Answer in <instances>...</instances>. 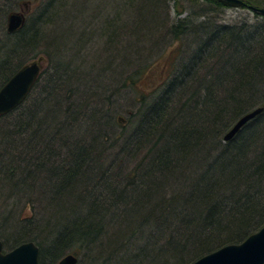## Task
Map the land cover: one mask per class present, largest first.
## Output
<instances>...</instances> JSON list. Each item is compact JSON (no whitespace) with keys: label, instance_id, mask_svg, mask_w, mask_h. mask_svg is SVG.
Instances as JSON below:
<instances>
[{"label":"trees","instance_id":"1","mask_svg":"<svg viewBox=\"0 0 264 264\" xmlns=\"http://www.w3.org/2000/svg\"><path fill=\"white\" fill-rule=\"evenodd\" d=\"M24 1L0 0V88L30 52L46 66L0 115L4 247L35 242L40 264L85 252L89 264H189L263 226V16L222 22L217 0H35L9 33L8 15ZM94 20L105 44L85 33ZM85 42L109 64L93 66ZM163 56V80L142 89ZM107 76L136 91L119 124L105 111L119 91L105 88Z\"/></svg>","mask_w":264,"mask_h":264},{"label":"water","instance_id":"2","mask_svg":"<svg viewBox=\"0 0 264 264\" xmlns=\"http://www.w3.org/2000/svg\"><path fill=\"white\" fill-rule=\"evenodd\" d=\"M223 6L230 8L247 7L256 14L264 17V7L257 8L244 4L242 0H217ZM28 4H25L27 7ZM24 22L23 13H12L7 18V31L15 32ZM44 59L39 57L19 68L0 88V115L17 108L27 97L36 82ZM263 108L254 109L241 116L223 136L229 141L240 128ZM77 257L72 254L63 256L56 264H77ZM38 248L32 243H23L4 251L0 241V264H38ZM190 264H264V224L256 232L249 235L240 243L227 244L217 250L201 256Z\"/></svg>","mask_w":264,"mask_h":264},{"label":"rangeland","instance_id":"3","mask_svg":"<svg viewBox=\"0 0 264 264\" xmlns=\"http://www.w3.org/2000/svg\"><path fill=\"white\" fill-rule=\"evenodd\" d=\"M29 2H30V5L28 4L27 7H25V5H22L24 3H29ZM37 5H38L37 4V1H35V0H28V1L25 0L24 2L21 3L20 10H22L23 12H25L26 14H28L30 11L33 12L35 10V6H37ZM262 6H264V5H262ZM16 11H19V9H17ZM254 15L257 16L258 14L253 13L252 11L248 10L247 8H230V7H225L224 8V13L222 15V19L223 20L222 19L221 20H222V22H225V23H235V22L238 23V21L243 20V19H249L250 21H254L255 20ZM181 17H183V15ZM100 22L101 21L94 20V22L92 23V25H90V28L91 27H93V28L92 29H89L85 33L89 35L88 38H92L94 36L92 38V39H94V42L93 43H96L97 41H99L101 44H105L106 41L104 40V38L95 37L97 31L101 29V26L102 25H101ZM100 36H102V35H100ZM54 37L56 38V33L53 34V38ZM119 40H120V38L117 41H119ZM119 42H120V45L123 44V42H121V41H119ZM129 42L131 44L135 45L134 43L136 42V39L135 38H132V39L129 38ZM85 44L88 45V46L85 47L86 50L83 51L82 54L83 55H86V53L88 52V50L91 49V52L90 53H91V55L94 56L93 52L95 51L96 48H98L97 46H99V45H97L95 47V45L93 46L89 42H85ZM32 53L30 52V53L27 54V58L28 59L25 61L26 64L29 63V62H31L32 60H35V59L39 58V57H43V56H38V57L36 56L35 59H30L31 56L34 57V55H35L36 52L34 51V53L33 54ZM103 54H104V52H101L100 53V56L98 58L94 56L96 58V60L94 59L95 61L92 62L93 63V66L98 63L97 67H101L102 68V66H105V65H108L109 64V63H105V61L103 60V59H105L107 57V55L105 56V54L104 55ZM164 58H165V56H163L160 60L156 61V64L152 67V69L149 72L148 76H146L147 78L144 79L140 83L142 89L149 90L151 87H153L154 85L160 83L163 80V77L165 75L164 72H163V68H164L163 67L164 66L163 63L165 61ZM67 59L68 58H66L65 61H67ZM78 59H80V58H78ZM88 59L89 58L84 59V63L83 64L81 63L83 65L82 66V70L83 71L86 70V66H87L88 61H89ZM81 61L83 62V60L80 59V61H78V63L81 62ZM119 61H120L119 58H115V61L114 62L116 64V63H119ZM59 62H61V61H59ZM111 62H113V61H111ZM45 64H46V60L44 58V63L42 64V67H45L46 66ZM84 65H86V66H84ZM109 70L112 71L111 68ZM84 72H86V71H84ZM102 83L105 84V88H107V87L108 88H112V89L113 88H115V89H118L119 88L118 89L119 90L118 93H116L114 97H112V98L110 97L109 98L110 101L108 100L107 104L105 105V111H107L108 113H110V116L112 117V119H115L116 123L119 124V119L120 118L126 119L127 116L132 112L131 106L134 105V102H135V99L134 98H136V96H137L136 95V91L133 90V89H131V88H128V87L127 88H124V89H120V87L118 85H115L114 86L113 85V82L110 81V76L109 77L107 76V77L103 78L102 79ZM37 98H34V99H37ZM110 102H112V103L109 104ZM136 105H138V103H136ZM99 106H100V109H102V105H99ZM112 130L113 131H116V130L119 131V128L115 126L114 128H112ZM173 188L175 189V186ZM178 189L179 188H177L176 190H178ZM166 192H167L165 194L166 199H170L172 193L170 191H168V190ZM22 206H23V203H22ZM18 210H17V213L19 212L20 217H22V211H21V209H18ZM14 211H15V209H14ZM29 211L30 210L27 209V212H29ZM142 243H143L142 241H140V242L137 241L136 242L137 245H141ZM3 248H4L5 251L9 250V248H6L4 246H3ZM133 252H135V251H133ZM118 254L121 255L122 252H118ZM88 256H89V253L87 254V252H85V254H83V256H81V255L78 256V259H79V261H81V264H89ZM114 258H115V256H114Z\"/></svg>","mask_w":264,"mask_h":264},{"label":"bare ground","instance_id":"4","mask_svg":"<svg viewBox=\"0 0 264 264\" xmlns=\"http://www.w3.org/2000/svg\"><path fill=\"white\" fill-rule=\"evenodd\" d=\"M219 3H220V2H219ZM25 4H29V5H30V2H29V3H24V4H22V5H25ZM220 4H221V3H220ZM244 4H246V3H244ZM221 5H222V4H221ZM246 5H248V4H246ZM222 6H223V5H222ZM250 6H252V5H250ZM224 7H226V6H224ZM243 7H245V6H243ZM253 7H255V6H253ZM245 8H247V7H245ZM257 8H262V7H257ZM247 9H248V8H247ZM248 10H250V9H248ZM250 11H251V10H250ZM15 12L23 13V15H24V21H25V18H26V13H25V12H23L22 10L19 9V11H14V12H12V13H15ZM252 12H253V11H252ZM12 13H10V14H12ZM253 13H255V12H253ZM255 14H256V13H255ZM23 23H24V22H23ZM22 25H23V24H22ZM22 25H21V26H22ZM8 80H9V79H8ZM8 80H7V81H8ZM7 81H6V82H7ZM6 82H5V83H6ZM5 83H4V84H5ZM4 84H3V85H4ZM3 85H2V86H3ZM2 86H1V87H2ZM257 108H262V107H259V106H258V107L253 108L252 110L257 109ZM252 110H250V111H252ZM250 111H248V112H250ZM248 112H246V113H248ZM8 113H9V112H8ZM246 113H244V114H246ZM6 114H7V113H6ZM244 114H243V115H244ZM259 114H260V113H259ZM3 115H5V114H3ZM243 115H241V116H243ZM241 116H240V117H241ZM256 116H257V115H256ZM256 116H255V117H256ZM240 117H239V118H240ZM255 117H254V118H255ZM239 118H238V119H239ZM254 118H253V119H254ZM238 119H237V120H238ZM253 119H251V120H253ZM237 120H236V121H237ZM251 120H250V121H251ZM236 121H235V122H236ZM235 122H234V123H235ZM248 122H249V121H248ZM248 122H247V123H248ZM234 123H233V124H234ZM247 123H246V124H247ZM244 125H245V124H244ZM244 125H243V126H244ZM232 126H233V125H232ZM232 126H231V127H232ZM243 126H242V127H243ZM231 127H230V128H231ZM242 127H241V128H242ZM230 128H229V129H230ZM241 128H240V129H241ZM232 138H233V137H232ZM232 138H231V139H232ZM28 242H32V241L21 242V243H19V245H21V244H23V243H28ZM32 243L38 248V262H39V252H40L39 246H38L35 242H32ZM59 260H60V259H58V261H59ZM38 264H40V262H39Z\"/></svg>","mask_w":264,"mask_h":264}]
</instances>
